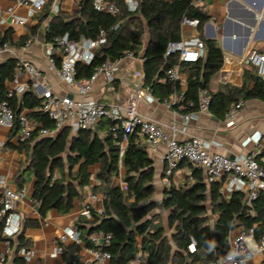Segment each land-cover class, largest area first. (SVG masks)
I'll return each instance as SVG.
<instances>
[{
    "label": "trees",
    "instance_id": "1",
    "mask_svg": "<svg viewBox=\"0 0 264 264\" xmlns=\"http://www.w3.org/2000/svg\"><path fill=\"white\" fill-rule=\"evenodd\" d=\"M94 3L95 0H81L73 12L61 11L55 16L49 10L44 11L38 18L39 24L20 45L35 35L48 19L47 43L64 35L74 41H98L103 31L106 41L98 47L92 62L78 63V81H90L103 64L132 52L144 60L146 84L154 95L161 100L170 97L179 85L160 81L167 70L178 64V58H165L167 44L181 40L183 18L199 20L202 31L210 17L193 0H139L136 11H130L124 0H110L108 3L119 9L116 16L95 10ZM145 37H148L146 44ZM203 41L205 58L194 65L181 66L188 70L187 101L197 99L199 91L207 89L223 67L224 54L217 41L204 38ZM0 42L13 45L7 34L0 36ZM15 72L16 60L0 68V103L7 99L6 82L13 81ZM212 98L211 109L217 116H223L235 103L264 101V81L249 68L241 88L225 86L223 91L212 94ZM9 101L17 117L27 109L28 117L44 128H54L48 115L39 110L42 100L34 91L28 90L20 98ZM113 126L111 121H106L99 125L98 131L81 130L74 137L64 131L54 139L40 138L36 132L29 139L33 147L29 170L37 178L33 199L39 205L42 218L54 209L61 214L70 213L75 201L83 200L87 188L94 194L101 193L102 213L90 209L92 220L81 217L75 228L85 246L91 249L99 247L91 240L94 234L111 235L110 244L103 247L112 256L111 264H130L140 254L143 264H215L221 255L229 252V236L237 228L254 229L256 240L264 235V195L257 199L251 214L243 192L233 193L228 200L220 184H207L202 171L197 169L193 171V184L171 185L165 189L161 208L170 212L168 224L172 230L171 234L167 233L158 213L150 216L157 205L153 200L155 167L148 147L130 136L122 154L124 135L122 131L115 135ZM17 131L15 127L14 132ZM103 131L106 133L101 136ZM98 164L101 169L95 178L101 184L95 187L90 168ZM121 165L126 171L124 189L112 186ZM138 237L142 239L140 247ZM18 244L19 249L29 244L23 233L18 237ZM192 245L194 252L190 251ZM65 260L68 264H80L76 255ZM16 263L25 264L19 258Z\"/></svg>",
    "mask_w": 264,
    "mask_h": 264
},
{
    "label": "crops",
    "instance_id": "2",
    "mask_svg": "<svg viewBox=\"0 0 264 264\" xmlns=\"http://www.w3.org/2000/svg\"><path fill=\"white\" fill-rule=\"evenodd\" d=\"M17 0H0V7L6 9L16 4ZM47 2L44 11H51L54 4L61 6L62 12L71 13L75 10L81 0H45ZM98 1V0H95ZM109 2L110 0H102ZM138 2L139 0H133ZM172 1V0H165ZM196 6L200 7L210 20L204 25L202 31L199 29L201 39L216 40L224 54V63L220 72L211 80L207 88L212 94L223 91L225 86L241 88L244 84V74L247 69L242 65L241 59L251 51L264 53V0H193ZM126 4V0H124ZM43 11V12H44ZM29 7L16 8L14 17L4 15L0 17V36L8 35L13 42L11 53L0 57V68L10 60H16L17 57L24 58L34 63L46 76L53 87L55 93L65 96H71L76 102L94 101L104 104L125 106L131 96L132 90L136 85V72H144V60L141 56H135L133 59H126L119 64V70L114 82H108L104 75L100 74L93 81V90L87 96L80 95L76 89L62 82L55 72L49 70V60L45 52V28L50 19L45 21L43 26L31 36V46L27 51L22 48L28 41L20 45V42L27 38L35 27L39 24V16H30ZM18 19H24L25 25L18 24ZM15 21V22H14ZM219 27L218 30L215 27ZM195 34L191 29L181 28L182 37L188 38ZM148 42L145 37L144 43ZM144 44V45H145ZM59 64L60 59L56 57ZM145 73V72H144ZM183 83L178 84L179 91L186 92L188 89V70L181 69ZM21 82H25L23 78ZM163 83V82H161ZM13 82H6V90H10ZM23 95V94H22ZM22 95L17 96L20 98ZM155 96V95H154ZM156 101L149 103L140 101L138 112L147 119H150L162 125L169 136H173V126L176 128V138L183 143L192 138H199L205 141L209 146L210 153L221 154L230 158L244 157L254 151H259L256 142L257 137L262 136L264 145V101L249 100L244 102L234 120V125L229 126L224 115L217 116L210 108L209 111H192V119L188 124L183 121V114L179 109L168 108L163 100L155 96ZM166 99V98H165ZM25 109L22 113H28ZM102 122H106L103 120ZM98 123L90 130L98 131ZM64 131L72 132L74 137L78 132H74L70 126L60 129L54 137H45L54 139ZM101 132V136L105 135ZM39 135V134H38ZM42 138L43 136H40ZM137 142L146 145L144 140L134 136ZM20 141L14 128L0 127V143L4 148L0 155V195L3 192L2 181L8 189L22 191V197L17 203V211L22 218V231L25 239L29 242L27 248L35 252L34 258L26 263L21 256L18 246V237L7 243L3 237V223L0 221V264H17L19 258L25 264H68L66 257L76 255L83 264L85 261L92 260V249L86 247L84 242L74 244L69 242L65 245V252L60 256L54 257L56 248L55 241L67 228H75V224L81 217H87L85 212L87 208L99 212L103 210V195L101 193H92L88 188L85 189L84 198L81 201L76 200L74 208L68 214H61L56 209L51 210L45 218L39 213V205L34 201L33 195L37 182L36 175L29 170L30 157L32 153V143ZM25 143V144H24ZM128 140L121 143V149L125 150ZM264 150V149H263ZM264 152V151H263ZM150 154L154 161L155 178L154 186L157 194V206H161L164 192L167 186L164 183L166 145L163 144L156 153ZM98 164L90 168L93 174L92 186H99L101 183L95 178L96 174L92 168L100 167ZM195 168L188 162L181 163L180 167L171 178V185L182 187L191 185L195 181L193 171ZM199 170V169H197ZM201 171V170H199ZM125 169L121 165L119 175L113 179L112 186L126 187L123 180ZM205 182L208 184L206 175L202 171ZM221 192L228 200L232 192L227 189V179L219 183ZM96 198H92V197ZM160 212V210H159ZM169 216V215H168ZM88 218V217H87ZM92 220V219H89ZM167 233H172L167 230ZM141 239V237H139ZM142 240V239H141ZM97 246V244H95ZM79 247V250H77ZM136 261L130 264H143ZM253 264H264V257L258 256Z\"/></svg>",
    "mask_w": 264,
    "mask_h": 264
},
{
    "label": "built area",
    "instance_id": "3",
    "mask_svg": "<svg viewBox=\"0 0 264 264\" xmlns=\"http://www.w3.org/2000/svg\"><path fill=\"white\" fill-rule=\"evenodd\" d=\"M61 1L65 2L67 0ZM46 4L45 0H17L16 4L6 9L0 7V17L7 15L15 18V10L18 7H29L31 10L30 16L41 15ZM126 5L130 11H136L139 6L138 2L133 0H126ZM94 8L113 16L119 13V9L114 4L102 0L95 1ZM61 11L59 4L52 6L51 13L53 16ZM17 23L25 25L26 21L18 19ZM181 28L182 30L185 28L191 29L195 34L188 38L182 37L180 41H170L167 44L165 58L177 57L178 64L167 70L160 82L181 85L183 83L181 66L183 64L194 65L205 58L206 47L203 39L200 38L199 20L185 17L181 22ZM215 29L218 30L219 27L216 26ZM45 31H48V25ZM105 41V32L103 31L98 41L86 39L74 41L69 35L57 37L52 43L45 44L49 70L55 72L62 82L76 89L80 95L87 96L92 92L93 81L98 75L102 74L108 82H114L119 64L126 59L135 57L134 53L126 52L117 60L107 62L99 67L90 81H78V63L90 64L98 47L104 44ZM31 43V41H28L22 49L27 51ZM11 51L12 48L9 43L0 42V57L11 53ZM57 56L60 59L59 64L56 60ZM241 62L246 69L253 68L260 79L264 81V53L251 51L241 59ZM135 76L137 82L125 106L108 105L94 101L80 103L76 102L71 96H62L55 93L46 76L34 63L17 57L16 72L12 81L13 86L8 90L7 99L0 103V127L11 129L18 127L19 140L27 141L36 132L43 137H54L65 126H70L74 132H79L90 130L103 120L111 121L114 124L111 130L115 135L118 131H122L123 140L125 141L130 136L144 140L151 154L156 153L163 144L166 145L164 183L167 187L171 186V178L181 163L186 161L195 169L204 171L208 183H221L227 179V189L232 193L243 192L245 194V204L250 208L251 214H254L255 202L260 195H264V145L262 136L256 139L259 151L238 158L210 153L208 144L199 138H192L181 143L176 138L175 126L172 128L174 135L171 137L162 125L145 118L138 112L140 101L153 103L156 98L151 87L146 84L145 73L136 72ZM23 78L25 79L24 83L21 82ZM28 90L34 91L41 98L42 103L39 110L48 115L54 124L53 129L44 128L40 122L28 117L26 113H21L19 117L16 116L9 100L24 94ZM212 100V94L208 89H201L197 99L188 101L185 99V92L177 89L163 101L168 108L179 109L183 114L184 123L188 124L192 119L190 112L209 111ZM244 105V102L235 103L224 114L229 126L234 125L235 117ZM3 148L4 144L0 143V155ZM1 183L3 192L0 195V221L3 223V237L9 244L22 231V218L17 211V203L22 197V191L8 189L4 181ZM92 198L96 197L93 196ZM98 213L101 214L102 210ZM85 215L92 219L90 208H87ZM111 239V235H105L102 232L94 234L91 240L99 247L91 250L92 260L85 261L83 264H111V254L103 249L104 246L110 244ZM69 242L82 243L81 233L76 228H67L58 237L55 241L56 248L53 256L64 254V247ZM138 242L140 247L142 240L139 237ZM190 251H195L194 245L191 246ZM20 253L26 263L30 262L35 256V252L30 248H23ZM258 256L264 257V235L256 240L254 229L237 228L229 236V252L221 255L215 264H253ZM134 261L142 262V255L140 254Z\"/></svg>",
    "mask_w": 264,
    "mask_h": 264
},
{
    "label": "rangeland",
    "instance_id": "4",
    "mask_svg": "<svg viewBox=\"0 0 264 264\" xmlns=\"http://www.w3.org/2000/svg\"><path fill=\"white\" fill-rule=\"evenodd\" d=\"M148 38V37H147ZM70 135H72V132H70ZM101 169V166L100 167H96V168H92L91 170H92V172L94 173V174H97V172L99 171ZM57 175L59 176V173L57 172ZM157 194H155V196H154V198H153V200H154V202L156 203V205H158L157 204V202L155 201V200H157ZM159 210H160V212H159ZM155 212H157L158 213V215L160 216V219H159V221L162 223V224H165L166 225V227H167V230L168 231H172L170 228H169V224H168V215L170 214V212L169 211H165V210H163L162 208H161V206H157L156 208H155V210L151 213V215L150 216H152ZM212 218H213V216H211ZM170 234V233H169Z\"/></svg>",
    "mask_w": 264,
    "mask_h": 264
}]
</instances>
